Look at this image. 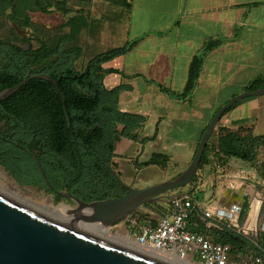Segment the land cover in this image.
Returning <instances> with one entry per match:
<instances>
[{
  "label": "trees",
  "instance_id": "obj_1",
  "mask_svg": "<svg viewBox=\"0 0 264 264\" xmlns=\"http://www.w3.org/2000/svg\"><path fill=\"white\" fill-rule=\"evenodd\" d=\"M100 1L129 11L132 0ZM54 11L66 20L53 34L31 19L33 13L50 15ZM71 13L67 0H0V16L19 30L27 28L45 37L37 41L36 48L29 38H23L26 49L13 45L8 39H0V92L39 74L48 75L56 82L30 80L10 97L0 101V167L20 186L51 194L55 204L62 201L73 203L58 193H67L85 203L127 194L128 188L114 168L116 145L122 140L138 143V134L147 121L143 115L120 110L119 95L131 88L120 85L106 89L104 74L119 73L102 69L104 63L132 51L142 37L96 56L78 72L75 62L81 51L75 44L82 32H90L91 22L89 14L83 10ZM14 35L15 31H12L11 36ZM225 42L226 39H208L204 43L189 63L181 92H173L157 84L158 90L172 100L189 99L196 88L206 56ZM76 74H81V77L73 78ZM206 128L201 132L198 143ZM157 132L156 126L150 141L156 139ZM146 141L147 138H144L141 143ZM260 148L264 149L263 136L253 137L252 140L219 137L214 147L207 143L192 189L203 166L230 158L251 161ZM209 153H212V159L208 157ZM167 163L168 157L152 154L144 166L165 169ZM258 171L264 179V162ZM156 205L155 209L161 215L163 208ZM146 218L147 215L138 212L130 216L139 223ZM219 241L227 243L232 254H244L253 249L256 254L252 253L253 257L264 258L262 250L255 249L248 239L231 230L220 234ZM258 242L261 243V240Z\"/></svg>",
  "mask_w": 264,
  "mask_h": 264
},
{
  "label": "crops",
  "instance_id": "obj_2",
  "mask_svg": "<svg viewBox=\"0 0 264 264\" xmlns=\"http://www.w3.org/2000/svg\"><path fill=\"white\" fill-rule=\"evenodd\" d=\"M89 10L93 11V5L85 13L89 14ZM112 12L115 13L113 9L110 10V13ZM114 15L121 16L116 17V20L125 18L128 22L132 32L129 41L142 37L132 51L102 65L103 70L119 73L104 74L103 84L106 89L120 85L131 88L130 91L120 93L119 97L121 94H132L135 86L139 87L137 79H143V75L150 70H153L150 81L156 82L154 78H160L172 82V85H175L176 81L179 89L171 91H182L189 63L193 56L200 52L204 43L208 39L227 40L206 56L191 97L185 101L171 99L177 105L172 106L173 111L182 112L177 119L168 118V115L165 117L162 104L151 107V110L137 109L132 112L119 101L121 111L143 115L147 118L146 123L152 116V110L159 109L162 112L158 114L155 123V128L157 126L158 129L156 140L165 144L162 149L167 153L160 154L179 155L181 166H185V169L193 158L201 132L216 110L243 92L264 89V0H132L129 11L117 12ZM128 56L134 57V60L126 64ZM117 61L122 64L111 67L112 63ZM198 93L204 96L199 99V104H196L193 99ZM168 103L169 101L166 105H169ZM185 108H188L190 113H183ZM189 120L197 128L198 139L190 146L179 144L189 148L188 154L170 152L167 142L172 126L167 124L163 131L160 127L166 124V121L173 124ZM256 136L264 137V96L244 99L228 109L218 121L208 144L210 147L216 146L219 137L252 140ZM212 139L214 142H211ZM212 156V153H209L210 159ZM248 163L251 162L230 158L202 167V183L193 189L201 194L209 186L212 190L219 186L222 194L216 205H207L204 210L195 199L196 206L190 222L197 225L194 231L202 233L208 239L219 241L220 234L231 230L248 239L255 249L264 250V223L261 229H258L259 216L264 208V179L259 175L258 169H244V164ZM252 178L255 180H251ZM257 192L263 196H260L262 201L255 205L254 215L246 217L248 207ZM166 204L160 216H154L150 212L141 214L147 215L146 224L149 221L155 223L163 216L169 210V203ZM207 210L212 212V218L206 220L203 219L202 213ZM228 225H231L230 229L224 227ZM259 239L261 243L258 242ZM252 253L256 256L253 249L244 254L230 252L236 261L243 257L257 258L253 257ZM261 263L264 264V258Z\"/></svg>",
  "mask_w": 264,
  "mask_h": 264
},
{
  "label": "rangeland",
  "instance_id": "obj_3",
  "mask_svg": "<svg viewBox=\"0 0 264 264\" xmlns=\"http://www.w3.org/2000/svg\"><path fill=\"white\" fill-rule=\"evenodd\" d=\"M67 1L68 8L72 12L71 15L75 14V12H78L79 10L87 12L86 10L93 5V11L90 12L89 10L88 19L91 22V30L90 32H82L78 42L75 44V46H77L81 51L80 57L75 62V69L78 72H81L96 56L106 53L110 50L121 48L127 43L131 42L129 41V39L132 32L129 29L128 22L125 20V18L116 20V17L121 16L114 15L115 13L117 14V12L122 13L126 10L104 3L100 0ZM111 9H113L115 13H110ZM31 19L43 30L51 32L52 34L55 33L56 29L66 20V18H64L60 13H57L55 11L50 15L33 13L31 14ZM12 31H15L14 36H11ZM64 32H67V30H64ZM23 38H29L28 40L35 48L38 47L37 41L45 39L43 34L36 33L27 28L19 30L13 24H10L4 16H0V39H8L13 45L26 49L27 44L25 45L26 42L22 40ZM133 60L134 57L128 56L126 57L125 63H131L133 62ZM121 64L122 63H120V61H117L115 63H112L111 67H116L117 65ZM143 76V79H137L139 87L135 86V90L132 94H121V96L119 97V101L122 102L123 105H126L132 112L137 111V109H141L143 111L151 110V107L162 104L161 106L165 108V110L163 111L165 117H167V115L168 118L179 117L180 113L182 112H175L173 111L174 109H172L174 108L172 106L177 105L166 95L160 93L157 87V84H159L169 90H175L179 89V86L177 84L178 82L176 83L175 81V85H172V82L161 80L160 78H154L156 82H154V84H150V78L153 77V70L146 72ZM145 82H147L148 84ZM177 91L179 92L181 90ZM203 96L204 95L198 93L194 97L193 101H195L196 104H199V99H201V97ZM167 101H169V105H166ZM183 113L188 114L190 113V110L188 108H185ZM158 114H162L159 109L152 110V116L148 119V122L145 124V126H143V129H141L138 134V143L122 140L116 145L117 157H115L113 161L114 168L115 171L119 174L120 180L127 188L143 189L149 186L161 184L178 175L181 171H183L185 167L181 166L180 156L172 154H167V156L163 155L168 157V163L165 169H161L159 166H144V163L150 159L152 154L167 153L162 149V147H164L165 145L163 142H159L156 139L150 141V139L154 136L155 123L157 122ZM167 124L172 126L170 128L171 134L168 135L167 142L169 151L172 153L177 152L180 154H188L189 148L185 145L187 144L190 146L192 145L193 141H196L198 139L199 134L196 126L192 123L191 120L183 123L174 122L173 124H171L170 121H166V124H163L160 127V130L163 131ZM180 128L181 130H179ZM257 133L259 134L258 131ZM144 138H147L148 141H146V143H141ZM212 140L211 142H214V139ZM179 144L185 145L180 146ZM171 157L172 159H170ZM250 162L251 163L244 164L246 166L244 169L249 171L250 169L257 170L260 164L264 162V149H258L253 155ZM200 175L201 172L194 181V187H198L201 185L203 178ZM248 178H251L250 175H248ZM251 180L255 179L252 178ZM0 189L9 194L16 195V197L18 198L20 197V199L27 201L26 203L30 204V206L36 208L47 207L51 211L61 209L63 211L66 210V213H69L76 206L74 203H68L65 201H62L59 204H55L53 196L51 194L45 191H40L33 187L20 186L1 167ZM181 191L189 192L192 198L194 200L196 199L201 204L203 210L207 205H216V203H218V201L220 200V195L222 194L221 187L219 186H217L213 190L209 186L201 194H199L195 189H192V185L185 187ZM171 194L172 193H166L162 196V201L160 202L162 204L160 205L162 208H166V203H168ZM155 208L156 203L149 206H142L137 212L139 214L150 212L154 216H159L160 214L156 211ZM263 223L264 208H262L259 216L258 229H261ZM107 232L109 237L118 236L119 238H126L128 236V225L126 224V221L121 222L116 226L108 229Z\"/></svg>",
  "mask_w": 264,
  "mask_h": 264
},
{
  "label": "water",
  "instance_id": "obj_4",
  "mask_svg": "<svg viewBox=\"0 0 264 264\" xmlns=\"http://www.w3.org/2000/svg\"><path fill=\"white\" fill-rule=\"evenodd\" d=\"M80 77L81 74H76L73 78ZM33 79L56 84L45 74L30 76L0 92V101ZM261 96H264V89L243 92L226 102L209 121L190 164L168 181L143 189L128 188V193L121 197L91 203L82 202L67 193H58L76 205L68 213L71 220L49 218L0 194V264H176L118 244L78 224L99 225L108 230L125 222L142 206L160 203L166 193H176L171 198L178 196V192L192 185L206 144L222 115L244 99ZM35 162L44 176L39 163ZM260 196L263 197L257 192L246 217L254 215L252 208L261 200Z\"/></svg>",
  "mask_w": 264,
  "mask_h": 264
},
{
  "label": "built area",
  "instance_id": "obj_5",
  "mask_svg": "<svg viewBox=\"0 0 264 264\" xmlns=\"http://www.w3.org/2000/svg\"><path fill=\"white\" fill-rule=\"evenodd\" d=\"M169 198V210L155 223H139L135 219L126 220L128 241L137 250L161 259H174L186 264H260V258H239L237 261L230 254V246L206 238L194 231L196 224L190 219L195 202L189 192H179ZM203 219L212 218V212L202 213ZM230 229L231 225L224 226ZM264 254V250H262Z\"/></svg>",
  "mask_w": 264,
  "mask_h": 264
},
{
  "label": "bare ground",
  "instance_id": "obj_6",
  "mask_svg": "<svg viewBox=\"0 0 264 264\" xmlns=\"http://www.w3.org/2000/svg\"><path fill=\"white\" fill-rule=\"evenodd\" d=\"M0 194L4 195L5 197L11 199L14 202H17V203H19V204H21V205H23L25 207H28V208H30V209H32V210H34V211H36V212H38L40 214H43V215H45V216H47L49 218H53V219L58 220V221H66V220L70 219V215L68 213H66V210L63 211L61 209H57V210L51 211L47 207H37L36 208V207L30 206V204L26 203L27 201H24V200L20 199V197L18 198V197H16V195L9 194V193L1 190V189H0ZM254 206L255 205H253V208H252L253 212L255 211ZM78 226L83 228V229H85V230L93 232V233H95V234H97L99 236H102V237H105V238H109V239H111L112 241H114V242H116L118 244H121V245L126 246L128 248H133V249L137 250L136 248L133 247V245L128 241L127 238H119L118 236L117 237H109L107 229L102 228L99 225L78 224ZM165 260L173 262V263H176V264H186L184 262H181V261H178V260H174V259H165Z\"/></svg>",
  "mask_w": 264,
  "mask_h": 264
}]
</instances>
